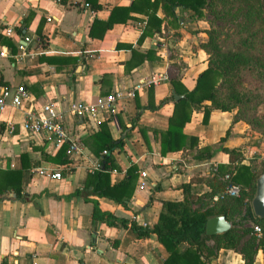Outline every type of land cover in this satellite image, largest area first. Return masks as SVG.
<instances>
[{
    "label": "crops",
    "instance_id": "1",
    "mask_svg": "<svg viewBox=\"0 0 264 264\" xmlns=\"http://www.w3.org/2000/svg\"><path fill=\"white\" fill-rule=\"evenodd\" d=\"M96 1L99 7L92 9L83 4L85 0H0V30L11 25L16 31L14 37L0 33V44L10 51L0 57V85L22 84L28 91L21 107L7 104L0 110V264H159L167 252L154 234L137 236L128 226L92 221L89 198H95L102 211L151 225L160 201L182 199L180 183L189 182L190 192L199 195L202 205L219 199H213L215 193L210 198L201 195L210 189L201 178L228 163L221 147L236 149L243 164L263 157L264 139L242 119H233L235 110L212 108L203 122L201 106L191 110L181 128V133L195 138V146L160 153V132L167 127L173 105L170 80L190 89L206 65V55L197 46L206 37V20L190 17L191 10L175 8L176 22L163 19L158 32L136 41L145 15L129 10L123 21L115 13L116 20L102 30L93 20H105L111 7L125 6L130 0ZM155 13L163 15L159 7ZM23 34L32 37L27 44L31 54L16 58L14 41ZM125 43L141 52L153 49L156 58L126 71L123 61L130 51ZM136 84L140 86L136 88ZM112 89L122 94L116 102L118 123L107 113L81 119L70 109L76 100L91 101ZM162 98L165 100L159 103ZM48 101L60 111L66 133L84 145L85 158L75 164L49 160L47 156L59 145L21 125L25 110ZM148 103L156 106L146 107ZM136 110L138 115L130 127ZM102 121L113 139L126 130L121 146L111 150L116 167L109 171V182L115 183L130 164L136 168L125 204L85 192L88 199L70 195L83 186L88 163L98 160L88 141ZM7 122L14 126L10 132L4 130ZM122 125L128 128L122 130ZM139 126L144 127L143 134ZM207 145L209 156L193 157L197 148ZM35 167L59 170L61 177L39 175ZM11 170L17 172L25 197L3 189ZM140 170L145 172L142 187L137 186ZM241 223L251 226L254 222L242 219ZM205 243L211 246L213 241L205 239ZM207 262L245 264L237 251L227 247H219ZM250 264H264L260 249Z\"/></svg>",
    "mask_w": 264,
    "mask_h": 264
},
{
    "label": "trees",
    "instance_id": "2",
    "mask_svg": "<svg viewBox=\"0 0 264 264\" xmlns=\"http://www.w3.org/2000/svg\"><path fill=\"white\" fill-rule=\"evenodd\" d=\"M85 2L92 9L99 7L96 0ZM157 7L163 12L162 17L156 15ZM175 8L180 11L191 10L190 17L196 18L204 17L207 12L211 14L212 19L207 20L209 27L205 30V39L197 44L206 55V65L196 74L193 86L186 89L177 80H170L174 93L182 96L173 100L172 94L170 95L173 105L167 118V127L160 132V153L195 146V138L181 133V128L189 119L191 110L200 106L203 122L212 108L235 110L233 119H242L264 139V117L258 119L253 114L256 103L264 101V0H130L125 6L111 7L105 20L93 21L100 23L104 30L116 20L115 13L124 21L129 16V10L141 12L145 15V20L136 38V41H140L144 35L158 32L163 19L176 22L179 15L175 13ZM223 16L230 17V20L241 16L230 31V43L226 46L221 45L219 39L221 31L213 23L214 19ZM18 30L20 31L21 27ZM124 45L130 51L129 57L123 61L126 71L144 60L156 58L153 49L141 52L129 43ZM247 77L253 78V81L249 83ZM107 92L108 90L102 94ZM164 100L165 98L160 99L159 103ZM202 101H208V104ZM145 106L154 108L156 105L148 103ZM239 111L242 113L237 115ZM137 115L138 110L132 117L130 127ZM116 121L118 123L117 117ZM125 128L128 127L122 125V130ZM138 129L144 133V127L139 126ZM122 140L123 137L120 136L111 138L105 122H100L99 129L89 136L88 141L90 149L98 157L99 166L89 171L83 186L75 188L70 195H80L88 199L84 195L85 192L107 196L125 204L136 177L135 166L130 164L120 181L109 182V171L116 167L111 150L121 146ZM65 146V143H61L55 153L47 158L56 162L69 161L70 158L65 154ZM221 149L227 153L228 163L216 168L210 177L201 178L210 186L209 191L202 193V196L210 198L213 193L220 194L219 199L207 201L210 205L198 203L199 195L192 194L189 182H185L180 183L182 199L160 201L156 219L151 225H141L133 219L117 217L111 212L102 211L98 208L95 198H89L92 203V221L101 220L108 225L119 223L130 227L137 236L154 234L167 252L159 264H208L207 258L219 247L237 251L245 264L253 261L257 249H260L264 258V219L255 216L250 206L255 177L264 168V164H261L264 160L261 159L257 163L250 159L248 164H243L240 163L241 154L236 149L227 147ZM209 154L210 146L207 145L197 148L193 157L204 158ZM11 171L3 189L10 188L15 197H25V193L21 192L18 175L15 174L17 172ZM225 173L229 174V178H220V174ZM228 182L239 185L238 196L222 193ZM155 188L157 186H154ZM216 213H222L230 221L231 226L220 234H205L206 217ZM242 219L260 224V235L256 237L251 226L241 223ZM205 239H212L213 244L208 246Z\"/></svg>",
    "mask_w": 264,
    "mask_h": 264
},
{
    "label": "built area",
    "instance_id": "3",
    "mask_svg": "<svg viewBox=\"0 0 264 264\" xmlns=\"http://www.w3.org/2000/svg\"><path fill=\"white\" fill-rule=\"evenodd\" d=\"M87 6V3H83ZM49 19V17H47ZM0 33L7 37H14L16 31L13 29L11 25H4ZM15 47V56L19 58L23 55L29 54L27 51V44L32 42V37L27 34H23L22 37L16 39L14 41ZM10 53V51L2 44H0V57L6 56V54ZM31 54V53H30ZM29 54V55H30ZM158 79V78H157ZM155 81V79H152ZM140 86L136 84V88ZM130 96H133V92H129ZM28 96V91L22 84H18L16 86H8V85H0V110L7 104L14 107H21ZM122 94L118 89H112L105 94L97 95L91 101L85 100H76L70 105V109L73 111V114L79 118H95L98 114L107 113L110 119L113 122L116 121V102ZM23 128L32 133V134H40L52 141L55 145H60L61 143H65V154L70 158L67 163L75 164L81 158L84 159V145L83 143L76 137H71L66 133V130L61 121L60 111L56 109L53 102H44L37 107H31L24 111V119L21 122ZM13 124L11 122H7L4 126V130L7 132L12 131ZM104 152V150L102 151ZM99 166V161L95 160L91 163H88L89 171L97 169ZM39 175L48 177V178H60L61 172L59 170L46 169L43 167H35L33 169ZM145 175L144 170H140L139 177L137 180V186L142 187L144 185L143 176ZM223 178L228 179L229 174L225 173ZM224 194L230 196H238L240 193V187L238 184L234 182H228L223 192ZM220 197V194L214 195L213 199ZM252 233L258 237L260 235V227L258 224L253 223L251 225Z\"/></svg>",
    "mask_w": 264,
    "mask_h": 264
},
{
    "label": "water",
    "instance_id": "4",
    "mask_svg": "<svg viewBox=\"0 0 264 264\" xmlns=\"http://www.w3.org/2000/svg\"><path fill=\"white\" fill-rule=\"evenodd\" d=\"M173 100L181 97L182 95L171 91ZM126 130L121 132L120 137H123ZM250 206L252 213L264 219V168L255 177L254 192L250 199ZM231 226L229 220H227L222 213H216L208 215L204 222V233L208 235L220 234L226 231Z\"/></svg>",
    "mask_w": 264,
    "mask_h": 264
},
{
    "label": "rangeland",
    "instance_id": "5",
    "mask_svg": "<svg viewBox=\"0 0 264 264\" xmlns=\"http://www.w3.org/2000/svg\"><path fill=\"white\" fill-rule=\"evenodd\" d=\"M204 18L206 20V24H207V28L209 27L208 21L209 19H212L211 14H208L207 12H205ZM241 18V16H238L236 18H234V20H230V17L228 16H223V17H219L214 19L213 23L214 25L218 28V30H220V34H219V39H220V43L221 45H227L228 43H230V31L232 30V28L235 26V23L237 20H239ZM249 83L253 81V78L251 77H247L246 79ZM244 110V109H243ZM242 111L237 112V115L241 114ZM253 114L258 118L261 119L264 117V101H259L256 103L254 110H253ZM263 154H262V158H260L259 160L263 159L264 160V148H263ZM256 161L257 163H259L260 161ZM264 164V161L261 163ZM260 227V224H258Z\"/></svg>",
    "mask_w": 264,
    "mask_h": 264
}]
</instances>
